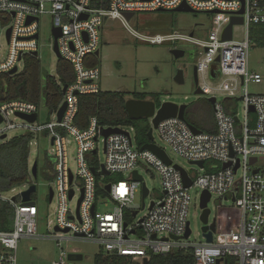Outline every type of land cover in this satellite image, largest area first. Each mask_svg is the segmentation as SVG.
<instances>
[{"label":"built area","instance_id":"obj_1","mask_svg":"<svg viewBox=\"0 0 264 264\" xmlns=\"http://www.w3.org/2000/svg\"><path fill=\"white\" fill-rule=\"evenodd\" d=\"M181 7L215 17L225 16L227 21L218 22L205 41L178 32L153 36L132 34L153 46L179 41L200 49L195 64L198 85L205 95L215 99L216 132L196 134L179 117L161 122L157 129L161 140L175 155L200 171V175L196 171L191 175L182 168L192 182L189 188L185 187L182 173L170 158L172 164L167 165L151 151L139 149L135 128L101 127L97 118H91L83 130L75 124L79 97L102 92L101 66L88 67L87 63L100 52L107 23L119 21L129 29L127 14L175 11ZM44 15L50 16L53 31H61L58 51L61 60L69 62L75 73V80L68 86L59 107L66 103V111L61 122L57 117L58 109L53 113L56 122L42 124L41 105L22 100L0 103L3 117L0 145L7 140L2 137L8 138L14 131L49 140L52 152L47 158L54 182L53 199L49 203H56V222L53 234L40 237L36 231L37 205H24L21 198L20 202H12L14 197L0 195V200L10 202L15 210L12 231L0 232V264H17L20 241L34 238L57 243L61 256L56 264H66L68 256L62 248L63 242L75 240L98 244L105 254L128 258L136 264H148L153 256L189 250L199 264H231L232 259L234 264H264V94L251 95L248 91L250 84L264 83V76L249 69V53L257 45L250 30L259 27L264 34V0H0V76L9 75L15 68L21 73L24 58L39 54L40 18ZM31 19L33 21L28 23ZM233 19H241L243 24L235 25L232 39L225 40V31ZM236 28L244 30L240 38L235 37ZM54 44L53 39V50ZM215 64L217 83L212 84L208 77ZM218 96L241 101L243 118L233 113L231 105L220 103ZM17 114L36 115L37 119L30 123ZM12 118L20 122L14 123ZM108 129H119L121 133L105 138L104 131ZM99 140L103 144L105 162L97 166ZM72 142L76 153L74 169L69 156ZM201 162L202 167L198 165ZM148 168L154 169L161 178L163 195L160 200L152 201L147 214L138 219L140 212L147 209L145 202L151 195L148 190L146 199L142 196V206L135 205L137 194L142 193L146 185L142 172ZM103 170L110 176L123 177L108 184L110 192L106 191L108 185L99 179L105 178L101 175ZM134 172L143 180L134 181ZM238 174H241L239 178ZM30 186L22 189L26 191ZM98 189L107 193L106 199L97 200ZM191 190L201 193L200 202L206 193L211 200L214 197L226 202L231 200L235 205L226 224L222 222L221 232L214 233L212 244L205 241L189 244L184 239L190 224ZM98 204L112 205L113 210L99 213ZM65 230L69 232L64 233Z\"/></svg>","mask_w":264,"mask_h":264},{"label":"rangeland","instance_id":"obj_2","mask_svg":"<svg viewBox=\"0 0 264 264\" xmlns=\"http://www.w3.org/2000/svg\"><path fill=\"white\" fill-rule=\"evenodd\" d=\"M138 1V0H136ZM226 22L225 16L215 17L207 13H184L175 11H157L150 13H136L135 16L128 22L129 29L123 27L119 21L108 22L103 29L102 42L100 46V65L102 68V92H123L131 87L138 92H145L151 96H160L162 102H171L177 105H187L189 108L190 122L196 126L205 129L215 127V112L214 106L209 102L208 95H197V87L194 83V64L199 58L200 49L185 42H171L164 45L153 46L138 40L132 33H137L143 36L167 35L178 32L182 35L191 36L194 39L205 41L208 40L213 28L219 22ZM52 21L50 16L44 15L40 18V35L38 39L39 57L41 62L42 73L44 77H57L58 58L53 50V33ZM251 38L255 40V45L249 53V69L250 72L259 73L264 76V34L261 33V28L251 27ZM244 30L241 28L235 29V37L243 36ZM5 48L4 41H2ZM174 49H183L186 51V56L183 59L176 60L171 51ZM193 57H192V56ZM121 65V72L118 68ZM24 70L23 65L20 66V71ZM179 70L184 71V84H179L175 81ZM123 75H127L133 80L129 85L124 83ZM217 65H213L209 74V82L217 83ZM43 79V84H44ZM202 81V80H201ZM203 82V81H202ZM248 91L251 95H263L264 83L262 85L250 84ZM218 101L224 106L231 105L234 114H239L240 118L244 115V105L241 101H228L226 96H218ZM14 123L20 120L12 118ZM147 126H152L151 120H141ZM40 122L42 124L56 122L53 113H51L41 103ZM202 131V130H201ZM207 132V131H204ZM23 135L22 131H14L8 134L6 140ZM154 145L158 146L166 152L173 163L191 175L196 171L200 175V171L192 166L187 160L175 155L161 140L157 130L153 133ZM98 154L95 156L96 165H101L105 162L104 148L101 140H99ZM152 143V142H150ZM75 145L69 146L70 165L75 167L76 153ZM52 152L49 140L44 137L35 139L31 144L30 154V170L35 162L39 163L38 179L34 180L37 185V192L32 195L33 202L39 210L38 225L36 228L39 236L53 234L56 222V203H49L50 190L54 188L52 172L46 167V159ZM241 174H238L237 178ZM144 182L147 185L151 195L146 199L145 211H141L138 219H141L147 214V210L152 201L160 200L163 195L162 181L158 173L148 168L142 172ZM103 184L116 183L122 180V176H108L99 178ZM24 191L22 188L15 192L4 194V196L12 198ZM192 203L189 207L188 220L192 235L190 239L185 240L189 244L204 243L202 234L203 224L201 215L203 211L200 209V195L198 190H191ZM77 199L72 202L75 207ZM135 205L142 206V193H138L135 200ZM211 211L209 223L211 224L216 218H221L225 225L229 215L234 212L235 205L232 201H221L218 198H212L208 205ZM113 206L104 207L101 204L97 205L99 213H111ZM63 250L67 256L71 254L80 255L83 257L81 261H69L66 259V264H95V258L100 253H105L103 248L98 244L85 241H68L63 242ZM61 251L57 243L51 239L34 238L23 239L20 241L16 253L17 264H56L60 261Z\"/></svg>","mask_w":264,"mask_h":264},{"label":"trees","instance_id":"obj_3","mask_svg":"<svg viewBox=\"0 0 264 264\" xmlns=\"http://www.w3.org/2000/svg\"><path fill=\"white\" fill-rule=\"evenodd\" d=\"M100 60L92 57L87 63L88 67H97ZM101 66V65H100ZM57 78L44 77L39 58L26 56L24 70L15 76H0V103L22 100L28 103L41 105L55 113L63 99L62 87L71 86L75 80L73 66L65 61L57 63ZM43 79L44 84H43ZM127 94L121 92H101L96 95L79 97V112L75 124L80 129H85L91 118H97L101 127H133L136 131V143L142 149L150 141L148 133L150 126L143 121H132L125 109ZM135 98L146 99L145 96ZM158 108L161 105L157 104ZM187 123L206 133H215L216 128L203 129L190 122ZM35 140L32 135H20L0 145V195L18 190L26 185H33L34 180L30 170L31 144ZM38 163V162H37ZM46 167L48 158L46 159ZM39 166V163H38ZM39 174V168H38ZM107 193L98 189L97 200L106 199ZM20 202V197H16ZM33 201V200H32ZM15 210L10 202L0 200V232H10L14 225ZM1 250V249H0ZM234 264V260H230ZM95 264H136L131 259L100 253L95 258ZM148 264H199L192 251H175L166 256H153Z\"/></svg>","mask_w":264,"mask_h":264},{"label":"water","instance_id":"obj_4","mask_svg":"<svg viewBox=\"0 0 264 264\" xmlns=\"http://www.w3.org/2000/svg\"><path fill=\"white\" fill-rule=\"evenodd\" d=\"M163 12V11H161ZM175 12H184V13H194L193 10L187 8V7H181L177 10H175ZM134 17V14H127L126 15V19L128 21H130L132 18ZM83 19H87V17H83ZM33 20H29L28 23H31ZM243 21L241 19H233L231 24L229 25V27L227 28V30L225 31L224 34V39L225 40H231L232 39V35H233V27L235 25H242ZM53 38L55 41L54 44V52L58 58V60H61V55L58 51V39L61 37V31L59 29H55L53 32ZM191 36H193V34H191ZM8 37H10V31L8 32ZM36 38H38V36H36ZM172 55L175 57L176 60H180L183 59L186 55V51L183 49H174L171 51ZM34 57L38 58L39 54L36 52L33 54ZM96 57H100V52L98 51L96 53ZM18 75V68L13 69L10 73L9 76H15ZM194 76H195V83H196V94L197 95H204V92L198 87V75H197V69H194ZM175 81L179 84H184V71L179 70L177 73V76L175 78ZM68 89L67 86H65L63 88V94L66 93V90ZM209 102L214 105L215 103V99L211 98L209 99ZM66 103L63 104V106L59 109L57 117H58V121L61 122L62 118L64 116V113L66 111ZM125 109L126 112L129 116V119L132 121H141V120H152V126L151 129L148 133V137H149V141L153 142L154 140V130H157L159 127V124L165 120L168 119H172V118H176L179 117V119H181L184 122H187L186 120V109H187V105H177L171 102H163L161 103V105L158 108V105L154 102V101H150V100H134V99H130L127 100L126 104H125ZM251 112H254V110H251ZM18 117H20L21 119H24L30 123H34L37 119L36 115L33 116H25L22 114H17ZM3 122V117L0 115V124H2ZM191 130L198 134L201 133V130H199L198 128H196L193 125H190ZM121 133V131L119 129H108L104 131V136L105 138L109 137L110 135L113 134H119ZM7 136H3L2 140H6ZM148 143L146 146H144L141 151H151L152 153H154L158 158H160L163 162H165V164L167 165H171L172 161L169 159L168 155L162 150L160 149L158 146L152 144V143ZM256 160L254 159L252 161V163H254ZM198 165L200 167L203 166V163H198ZM228 166H224V168H227ZM177 170H179L182 173L183 176V180L185 183V187L189 188L192 185L191 180L188 178L187 174L184 172V170H182V168H180L179 166L175 167ZM238 169V166L235 168V170ZM92 172L94 174H96V170L94 168H92ZM31 174L34 180L38 179V163L35 162L32 169H31ZM102 176L104 177H108L110 176V173L106 172L105 170L102 171L101 173ZM133 180L134 181H142L143 178L138 174V172H134L133 173ZM37 185L33 184L31 185L28 190L22 192L20 194V198H21V202L24 205H35L34 202H32V195L35 194L37 192ZM106 191L110 192V185H108L106 187ZM148 189L146 187V185H143V189H142V196L143 199H146V197L148 196ZM73 197V193L70 194V198ZM53 199V192L50 190V194H49V202H51ZM211 200V196L209 194L204 193L202 198H201V202H200V209L203 211L202 215H201V222L203 224L202 227V236L204 238L205 243L207 244H212L213 243V235L215 232L220 233L221 232V224H222V219L221 218H217V220H214L211 224L209 223V216L211 214V211L208 209V204ZM12 202H16V198L14 197ZM81 204V201L79 202V205ZM95 211V206H93L92 208V214H94ZM126 227V226H125ZM56 231L59 232L60 230L58 228H56ZM68 230H65L64 233H68ZM191 229H190V224L188 225L187 228V232L184 236V239H189V237L191 236ZM174 240H178V238H173ZM83 259L82 256L80 255H75V254H71L68 256V260L75 262V261H81ZM222 260L219 262L221 263ZM146 264V263H144Z\"/></svg>","mask_w":264,"mask_h":264},{"label":"flooded vegetation","instance_id":"obj_5","mask_svg":"<svg viewBox=\"0 0 264 264\" xmlns=\"http://www.w3.org/2000/svg\"><path fill=\"white\" fill-rule=\"evenodd\" d=\"M187 54V53H186ZM186 56V55H185ZM192 56V55H191ZM193 57V56H192ZM120 69V72H121V65H119L118 67ZM196 68L195 64H194V69ZM197 69V68H196ZM197 75H198V72H197ZM123 79L130 85L132 83V77H128L127 75H123ZM195 76H194V83H195ZM198 83H199V79H198ZM195 86H196V83H195ZM199 87V85H198ZM121 93H125L127 94V100H130V99H134V100H143L141 98H135L136 96L138 97H141V96H145L146 99L145 100H150V101H154L156 104H161L163 103L162 100H161V97L160 96H151L149 95L148 93H145V92H138L136 89H133L132 87L127 90V91H123ZM185 116H189V108L187 106V109H186V115Z\"/></svg>","mask_w":264,"mask_h":264},{"label":"crops","instance_id":"obj_6","mask_svg":"<svg viewBox=\"0 0 264 264\" xmlns=\"http://www.w3.org/2000/svg\"><path fill=\"white\" fill-rule=\"evenodd\" d=\"M124 81V83L126 82L125 80H123Z\"/></svg>","mask_w":264,"mask_h":264}]
</instances>
